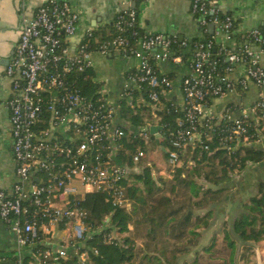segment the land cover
Listing matches in <instances>:
<instances>
[{
    "label": "built area",
    "instance_id": "built-area-1",
    "mask_svg": "<svg viewBox=\"0 0 264 264\" xmlns=\"http://www.w3.org/2000/svg\"><path fill=\"white\" fill-rule=\"evenodd\" d=\"M219 2L190 0V12L203 32H208L210 24L214 27L210 37L194 43L180 79L183 115L166 132L170 169L160 172L166 177L181 163L188 145L208 150L207 142L215 138L230 150L234 143L259 144L263 136V97L245 107L226 106L218 115L210 109L214 98L228 92L245 91L250 84L264 86V68L258 65L259 54L264 55V27H252L241 40L236 39V18L221 12ZM121 3L114 25L120 32L131 27V36L137 38L133 42L119 32L93 43L88 30L72 47L68 38L76 32L79 14L63 0H44L32 16L21 17L12 58L3 69L11 79L7 104L17 181L11 192L0 189V218L15 239L14 264H86L89 255L82 246L94 230L84 220L87 213L79 206L80 199L98 191L112 205H124L123 182L139 171L134 167L144 156V147L133 155V166L117 161L125 144L121 141L124 130L115 121L116 108L106 88L99 82L98 90L84 93L78 86L80 80L90 78L92 53L116 51L138 58L137 66L126 75L121 98L128 97L132 104V90L144 84L153 110L160 95L166 96L173 87L172 78L157 63H185L173 49L176 43L186 45L185 40L163 33L138 36L134 1ZM217 38L232 43L217 45ZM236 68L241 75L232 79ZM151 125L144 122L137 130L145 142L153 135ZM159 132L157 140L162 137ZM153 176L160 178L155 172ZM105 240L111 241L110 236ZM72 257L74 261L69 262Z\"/></svg>",
    "mask_w": 264,
    "mask_h": 264
},
{
    "label": "trees",
    "instance_id": "trees-1",
    "mask_svg": "<svg viewBox=\"0 0 264 264\" xmlns=\"http://www.w3.org/2000/svg\"><path fill=\"white\" fill-rule=\"evenodd\" d=\"M133 1L138 14L141 0ZM221 12L232 14L230 11ZM114 20L107 31L92 30L89 40L95 43L119 33ZM135 29L140 36L142 29L138 25ZM131 31V27H126L120 33L133 42L137 38L131 36ZM205 36L210 37L208 32H205ZM235 37L239 39L238 35ZM195 42L191 40L186 41V45L176 43L173 46L186 65L193 55ZM88 73L89 79L78 82L84 93L100 88L92 70H88ZM168 75L171 77V74ZM131 96L132 104L128 97L120 98L118 102L121 121L117 124L124 130L121 141L125 144L117 161L133 166L131 160L139 148L146 144L149 150L156 148V144L167 146L166 132L182 118L183 112L180 104L163 95H160L159 103L162 107L157 106L153 110L144 84L140 89L132 90ZM138 96L143 99L139 104L136 103ZM144 122L161 126L162 137L157 140L153 134L145 142L136 134ZM207 143L208 150L198 145H188L183 151L181 163L173 166L169 180L155 178L153 166L141 164V169L132 172L129 179L123 182L124 197L127 199L124 205H112L102 192L84 194L79 206L87 213L85 222L94 230L82 246L89 255L87 264H178L179 256L190 253L191 247L198 244L201 235L199 229L209 226L213 210L226 203L235 208L236 216L230 230L223 226V242L219 243L217 235H212L210 242L183 264H235L237 242L241 243L239 264H254L249 259L255 255L254 244L264 240V179L261 178L249 190L244 182L248 181V176H244L240 183L238 179L248 168V163L264 159V145L234 143L228 150L215 138ZM160 152L167 164V151ZM234 172L239 175L237 181L231 176ZM107 222L110 225L104 227ZM107 235L111 241L105 240ZM137 240L141 241L140 245L136 243ZM73 261L72 257L69 262Z\"/></svg>",
    "mask_w": 264,
    "mask_h": 264
},
{
    "label": "crops",
    "instance_id": "crops-1",
    "mask_svg": "<svg viewBox=\"0 0 264 264\" xmlns=\"http://www.w3.org/2000/svg\"><path fill=\"white\" fill-rule=\"evenodd\" d=\"M44 0H0V189L11 192L17 181L15 162L12 156V137L10 133L9 108L7 101L11 95V79L3 74L4 67L12 58V50L19 36V25L22 16H32L36 7ZM68 2L79 14L76 32L68 38L72 47L80 42L88 30L107 31L116 13L122 7L121 0H63ZM219 9L230 11L236 18L235 32L239 39L245 31L252 27H264V0H220ZM138 26L144 33H163L177 35L181 40H203L205 32L190 12V0H141L138 5ZM213 32V29H212ZM210 28L209 35L212 33ZM217 45L229 47L232 40L217 38ZM254 50L258 47L252 44ZM92 73L94 79L101 83L109 93V98L116 108V123H120L118 102L126 84V75L138 64V58L132 54L110 52L92 53ZM258 65L264 68V55L259 54ZM158 69L171 74L173 87L167 91L166 98L182 102L180 90L181 76L187 71L186 64H173L169 61L157 63ZM241 75L240 68L231 74L232 79ZM259 97L264 98V86L250 84L245 91L235 90L211 101L210 109L219 114L226 106H248ZM142 102L140 96L136 103ZM264 145V134L261 139ZM242 172L239 183L244 176V182L249 183L247 190L262 178L264 179V159L251 162ZM57 236L53 237L54 239ZM254 246V250H255ZM256 251V250H255ZM17 247L13 234L0 218V264H14Z\"/></svg>",
    "mask_w": 264,
    "mask_h": 264
},
{
    "label": "rangeland",
    "instance_id": "rangeland-1",
    "mask_svg": "<svg viewBox=\"0 0 264 264\" xmlns=\"http://www.w3.org/2000/svg\"><path fill=\"white\" fill-rule=\"evenodd\" d=\"M159 108L162 107V104L158 105ZM151 110V114L154 115V111L150 108ZM218 115V114H217ZM155 119V116H153ZM264 126V124L262 125V127ZM156 148L149 150L148 145L146 144L144 147V151H145V156L143 158H141V162L140 164H137V167H134V170H140L141 169V164L142 165H151L153 166V171L156 174V177L158 175H160V178H162L163 180H169L170 177H172V173L170 174L169 177H166L165 175H162V173H160L161 171H164L165 173H167L168 169V165L166 164L165 160L162 159V154L160 151H164L166 150V146L163 145H159L156 144ZM249 164V163H248ZM233 179H236L239 177L237 172H234L232 175ZM239 180V179H238ZM248 182V181H247ZM245 183V188H246V184ZM77 186L79 187L78 183ZM80 189V187H79ZM242 190H239V192H242ZM236 216V210L235 208H233L229 203L224 204L221 208H218V206L213 210V217L210 220L209 226L207 228H200V238L198 240V244L196 246L191 247L190 253L188 254H181L178 258V264H183V262H188L192 259V255L197 253L198 251H200L202 249L203 246L207 245L210 242L211 236L216 234L217 238H218V242L222 243L223 240V235H222V228L225 225V227H227V229H231L230 225L234 219V217ZM110 224L105 223V226H108ZM136 243L138 245L141 244L140 240H137ZM254 246L255 248V255L250 259L251 262H254V264H264V240L255 243ZM240 251H241V243L237 242L236 245V251H235V255H234V263L235 264H239V255H240ZM87 264V263H86ZM251 264V263H249Z\"/></svg>",
    "mask_w": 264,
    "mask_h": 264
},
{
    "label": "water",
    "instance_id": "water-1",
    "mask_svg": "<svg viewBox=\"0 0 264 264\" xmlns=\"http://www.w3.org/2000/svg\"><path fill=\"white\" fill-rule=\"evenodd\" d=\"M209 27H210V31L212 32V29H213L214 25L213 24H210ZM160 129H161V126H159V125H151L150 126V132L152 134H154V136H155L156 139H158L161 136V134L159 132Z\"/></svg>",
    "mask_w": 264,
    "mask_h": 264
}]
</instances>
